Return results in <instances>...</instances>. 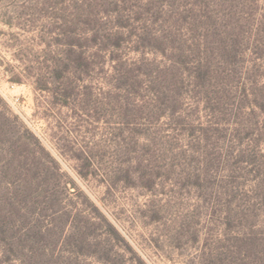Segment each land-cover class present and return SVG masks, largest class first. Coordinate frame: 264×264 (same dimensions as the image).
<instances>
[{
  "label": "rangeland",
  "instance_id": "374dc122",
  "mask_svg": "<svg viewBox=\"0 0 264 264\" xmlns=\"http://www.w3.org/2000/svg\"><path fill=\"white\" fill-rule=\"evenodd\" d=\"M6 227L77 264H264V0H0V264Z\"/></svg>",
  "mask_w": 264,
  "mask_h": 264
},
{
  "label": "trees",
  "instance_id": "16d2710c",
  "mask_svg": "<svg viewBox=\"0 0 264 264\" xmlns=\"http://www.w3.org/2000/svg\"><path fill=\"white\" fill-rule=\"evenodd\" d=\"M6 204L13 205L11 200H7ZM8 218L11 220L13 216ZM8 218L3 219L4 223L8 222ZM34 233L39 238H43L45 235L42 229L34 231ZM17 240L21 239H18V236L11 227L2 229L1 246L5 257L1 264H77L67 260L63 261L61 257L53 259L57 249L50 248L47 244L44 245L37 242L38 244L35 246L31 244L28 248H20L16 244Z\"/></svg>",
  "mask_w": 264,
  "mask_h": 264
}]
</instances>
